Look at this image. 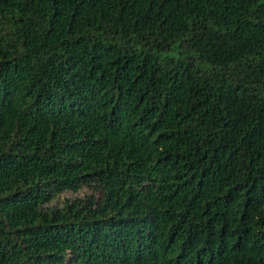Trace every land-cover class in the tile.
Segmentation results:
<instances>
[{
    "label": "trees",
    "instance_id": "obj_1",
    "mask_svg": "<svg viewBox=\"0 0 264 264\" xmlns=\"http://www.w3.org/2000/svg\"><path fill=\"white\" fill-rule=\"evenodd\" d=\"M0 264H264V0H0Z\"/></svg>",
    "mask_w": 264,
    "mask_h": 264
},
{
    "label": "rangeland",
    "instance_id": "obj_2",
    "mask_svg": "<svg viewBox=\"0 0 264 264\" xmlns=\"http://www.w3.org/2000/svg\"><path fill=\"white\" fill-rule=\"evenodd\" d=\"M85 192L88 193L89 191H88L87 189L82 190V191H81V194H83V193H85Z\"/></svg>",
    "mask_w": 264,
    "mask_h": 264
}]
</instances>
